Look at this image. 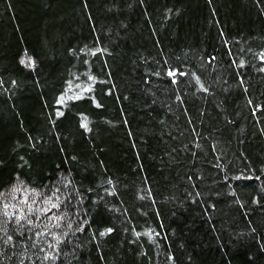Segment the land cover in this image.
Masks as SVG:
<instances>
[{"label": "trees", "instance_id": "trees-1", "mask_svg": "<svg viewBox=\"0 0 264 264\" xmlns=\"http://www.w3.org/2000/svg\"><path fill=\"white\" fill-rule=\"evenodd\" d=\"M0 264H264V0H0Z\"/></svg>", "mask_w": 264, "mask_h": 264}, {"label": "snow or ice", "instance_id": "snow-or-ice-1", "mask_svg": "<svg viewBox=\"0 0 264 264\" xmlns=\"http://www.w3.org/2000/svg\"><path fill=\"white\" fill-rule=\"evenodd\" d=\"M22 63L24 62V61H21ZM175 73H172V72H169V75L171 76V75H174ZM58 205H56V204H53L52 205V207H57ZM5 207H7V205H5ZM50 209H47V208H45V209H41L40 211H42V212H47V211H49ZM32 211V208H31V205H29V212H31ZM30 222V221H29ZM108 231L110 232L111 231V229H108ZM105 233H101V235H104ZM9 239H11V238H9Z\"/></svg>", "mask_w": 264, "mask_h": 264}]
</instances>
